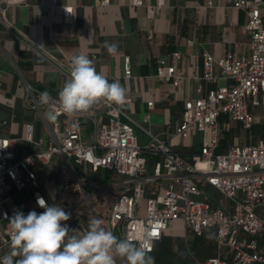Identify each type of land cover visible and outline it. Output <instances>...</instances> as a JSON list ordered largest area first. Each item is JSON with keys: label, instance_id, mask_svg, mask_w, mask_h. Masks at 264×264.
I'll list each match as a JSON object with an SVG mask.
<instances>
[{"label": "built area", "instance_id": "built-area-1", "mask_svg": "<svg viewBox=\"0 0 264 264\" xmlns=\"http://www.w3.org/2000/svg\"><path fill=\"white\" fill-rule=\"evenodd\" d=\"M24 1L0 0V8L1 3L8 6ZM109 2L99 0L101 6ZM211 3L207 1V5ZM131 4L142 5L143 1L131 0ZM162 4L163 0H157L155 8L147 6L148 14ZM233 5L247 15L249 42L237 57L201 53L203 70L196 77V95L184 101L168 139L139 125L148 139L139 141L129 115V97L123 106L101 102L89 111L68 116L58 103L41 105L35 89L26 84L25 102L38 110L49 139L43 142L34 122L27 121L21 139L30 149L17 154L11 138L0 134V258L9 251V220L14 212L27 215L33 211L22 208L14 194L30 190L38 214L45 210L37 204L38 197L75 213L76 218L66 223L70 230L82 232L90 219L97 218L118 238L143 243L150 253L174 221L181 220L184 234L190 230L201 236L205 228L214 230V253L198 256L188 248L189 264H264V136L260 133L254 141L248 134L246 141L218 150L227 124L237 123L236 137L241 135L240 128L254 126L253 107H259V124L264 129V0H235ZM62 13L72 36L74 9L63 6ZM0 20L9 28L1 14ZM42 49L45 60L68 78L71 61L66 53L58 48L57 58ZM170 57L176 61L180 52L175 50ZM173 61L167 64L165 56L159 57L154 75L177 86L182 76L175 72ZM130 76V60L125 56L123 77ZM223 80L225 83L220 82ZM113 81L114 77L109 82ZM52 97L54 101L58 98ZM146 105L150 108L153 101ZM50 110L57 114L54 122L46 118ZM148 118L146 113L143 119ZM195 132L201 136L191 158L172 147L174 139L185 140ZM53 156L58 158L59 181L55 200L49 202L39 188L38 168ZM102 167L121 177L108 181L93 176ZM209 185L223 195L222 200L215 201L204 191ZM100 198L106 199L102 208L92 201ZM116 264L125 261L117 257Z\"/></svg>", "mask_w": 264, "mask_h": 264}, {"label": "crops", "instance_id": "crops-1", "mask_svg": "<svg viewBox=\"0 0 264 264\" xmlns=\"http://www.w3.org/2000/svg\"><path fill=\"white\" fill-rule=\"evenodd\" d=\"M142 1V5H132L131 0H110L105 6L99 0H25L8 6L1 3V17L10 26L0 20V134L11 138V147L17 154L30 149L21 139L27 121L34 122L36 135L43 142L49 139L38 110L25 102L26 84L35 89L38 99L44 91L58 97L68 79L45 60L42 47L57 58L61 48L70 61L74 55L86 54L109 81L114 77L127 87L129 115L134 123L168 139L184 101L196 95V77L203 70L201 53L208 51L215 58L227 54L237 57L249 42L247 15L234 7L235 0H212L210 5L208 0H163L151 16L147 6L155 8L157 0ZM63 6L74 9L72 36L63 20ZM109 42L119 45L117 55L108 54L104 45ZM175 50L180 57L173 61L170 53ZM125 56L130 60L129 78L123 77ZM162 56L167 64L173 61L175 72L181 74L177 86L172 80L154 75L156 60ZM149 100L153 101L150 108L146 105ZM146 113L147 121L143 119ZM224 133L219 151L234 142V131L230 138H225ZM172 143L175 150L188 158L192 149L198 150L193 145L186 146V139H174ZM38 169L39 188L47 199L48 185L55 186L57 191L58 158ZM14 197L22 208L36 209L30 190L15 193ZM70 216L76 218L75 213ZM2 227L0 220V233ZM212 250L211 254L215 245Z\"/></svg>", "mask_w": 264, "mask_h": 264}, {"label": "clouds", "instance_id": "clouds-1", "mask_svg": "<svg viewBox=\"0 0 264 264\" xmlns=\"http://www.w3.org/2000/svg\"><path fill=\"white\" fill-rule=\"evenodd\" d=\"M111 56L117 55L119 45L105 43ZM128 89L119 81L109 82L94 61L80 53L71 58L70 75L54 101L49 92L39 95L41 105L58 103L63 113L71 116L91 110L98 103L123 106ZM49 121H56L55 111L45 113ZM42 213L35 210L25 215L15 211L9 220L11 240L9 251L0 258V264H116L119 257L125 264H155L154 257L143 244L130 238H118L103 227V221L92 218L84 231L70 230L63 221L70 219L62 207L49 205L43 197L37 198ZM76 233V234H70Z\"/></svg>", "mask_w": 264, "mask_h": 264}, {"label": "rangeland", "instance_id": "rangeland-1", "mask_svg": "<svg viewBox=\"0 0 264 264\" xmlns=\"http://www.w3.org/2000/svg\"><path fill=\"white\" fill-rule=\"evenodd\" d=\"M260 111L259 107H253L252 112L254 113L255 123L252 128H249L248 130H241L240 136L236 137L234 136V143L238 141H246L247 135L249 134L250 138H253L255 141L256 138L261 133V125L259 124V114ZM135 134L138 136L140 142H146L148 139L146 135L143 133L141 128L137 125V123H133ZM226 130L224 135L226 137H232V131L237 127V123L230 122L229 125L227 124ZM200 133H193L190 134L189 137L186 139V146L193 145L194 147H198L200 142ZM192 137H194V140H192ZM57 156H53V159L55 161ZM55 168V171H57V168ZM93 176H97L100 180H110L114 181L119 179L121 176L117 174L114 170H106L105 168H100L96 174L93 173ZM47 194L49 195L47 197L48 201L55 200L56 197V190L55 186L48 185L47 186ZM207 194H209L215 201L222 200L223 195L213 186H207L204 190ZM73 196V194L70 192L69 197ZM99 208H102L103 205L106 202L105 198H100V200H92ZM225 203H228L227 200H224ZM145 199H143L142 205L144 206ZM71 219V216H70ZM69 219V220H70ZM68 220V221H69ZM68 221H63L61 223L66 224ZM166 236L163 238L162 242L165 245H171V249L173 252L180 253V255H183L186 253L187 260H188V248L192 250L196 255H209L213 252L214 247V230L213 228H205L203 234L201 236H196L193 232L190 230H187L184 234V227L181 220H175L172 227L168 228L166 230ZM203 251V252H202ZM179 255V256H180Z\"/></svg>", "mask_w": 264, "mask_h": 264}, {"label": "trees", "instance_id": "trees-1", "mask_svg": "<svg viewBox=\"0 0 264 264\" xmlns=\"http://www.w3.org/2000/svg\"><path fill=\"white\" fill-rule=\"evenodd\" d=\"M261 134L264 136L263 128L261 129ZM149 254L154 257L155 264H189L186 253L180 255V253L173 252L171 247L163 244L162 241L156 244L154 250Z\"/></svg>", "mask_w": 264, "mask_h": 264}]
</instances>
